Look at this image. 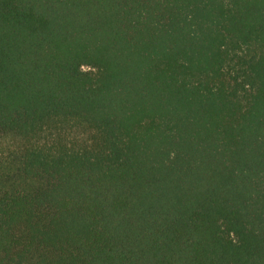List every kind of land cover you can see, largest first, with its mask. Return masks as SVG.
I'll use <instances>...</instances> for the list:
<instances>
[{"label":"trees","instance_id":"trees-1","mask_svg":"<svg viewBox=\"0 0 264 264\" xmlns=\"http://www.w3.org/2000/svg\"><path fill=\"white\" fill-rule=\"evenodd\" d=\"M0 264H264V0H0Z\"/></svg>","mask_w":264,"mask_h":264}]
</instances>
